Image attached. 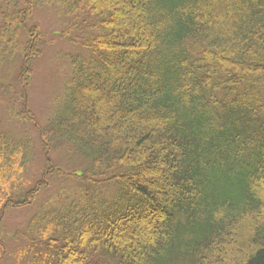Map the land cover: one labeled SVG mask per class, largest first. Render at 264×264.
<instances>
[{"label": "trees", "instance_id": "obj_1", "mask_svg": "<svg viewBox=\"0 0 264 264\" xmlns=\"http://www.w3.org/2000/svg\"><path fill=\"white\" fill-rule=\"evenodd\" d=\"M0 1V88L42 54L33 9L75 48L46 123L8 104L39 179L0 131V219L42 199L16 263L264 264V0Z\"/></svg>", "mask_w": 264, "mask_h": 264}, {"label": "rangeland", "instance_id": "obj_2", "mask_svg": "<svg viewBox=\"0 0 264 264\" xmlns=\"http://www.w3.org/2000/svg\"><path fill=\"white\" fill-rule=\"evenodd\" d=\"M1 2V1H0ZM30 28L33 25L38 27L39 35L43 36L45 42L42 54L37 60L33 61L31 68V80L25 85V91L18 84V72H15V78L10 81L11 86L0 88V131L13 137L23 136L28 132L33 140V158L34 161L25 173V179L28 183L39 179L45 155L40 147L37 134L34 132V125L18 122L12 117L11 108L15 106L16 111L23 113L25 109L40 123H44L47 111L53 107V100L56 95L62 91L65 76L69 74L67 52L75 50L65 41H60L56 36H51L55 27V15L50 10H34L30 20L26 23ZM27 42V38L21 34V45ZM17 70V69H15ZM12 103V106L8 104ZM14 110V109H13ZM54 187H57L55 184ZM52 194L43 198L47 199ZM38 199V203L41 202ZM36 207H26L21 210L7 211L0 221L1 238L6 234V253L2 255L0 248V264H16L14 260L8 257L7 253L18 246L10 235L13 232H21L24 229L26 219L30 218ZM4 234V235H3Z\"/></svg>", "mask_w": 264, "mask_h": 264}]
</instances>
